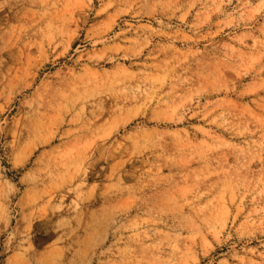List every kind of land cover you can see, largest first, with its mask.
Listing matches in <instances>:
<instances>
[{"label": "rangeland", "instance_id": "obj_1", "mask_svg": "<svg viewBox=\"0 0 264 264\" xmlns=\"http://www.w3.org/2000/svg\"><path fill=\"white\" fill-rule=\"evenodd\" d=\"M0 264H264V0H0Z\"/></svg>", "mask_w": 264, "mask_h": 264}]
</instances>
